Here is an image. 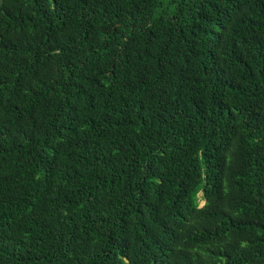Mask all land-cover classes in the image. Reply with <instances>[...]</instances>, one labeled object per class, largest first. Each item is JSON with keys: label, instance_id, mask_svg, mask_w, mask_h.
Here are the masks:
<instances>
[{"label": "trees", "instance_id": "1", "mask_svg": "<svg viewBox=\"0 0 264 264\" xmlns=\"http://www.w3.org/2000/svg\"><path fill=\"white\" fill-rule=\"evenodd\" d=\"M0 264H264V0H0Z\"/></svg>", "mask_w": 264, "mask_h": 264}, {"label": "rangeland", "instance_id": "2", "mask_svg": "<svg viewBox=\"0 0 264 264\" xmlns=\"http://www.w3.org/2000/svg\"><path fill=\"white\" fill-rule=\"evenodd\" d=\"M199 196H201V193L198 194ZM203 204V200H200V205Z\"/></svg>", "mask_w": 264, "mask_h": 264}]
</instances>
